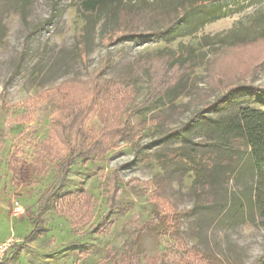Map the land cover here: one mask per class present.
<instances>
[{"label": "rangeland", "instance_id": "obj_1", "mask_svg": "<svg viewBox=\"0 0 264 264\" xmlns=\"http://www.w3.org/2000/svg\"><path fill=\"white\" fill-rule=\"evenodd\" d=\"M148 1L159 5L176 0ZM221 13L204 24L191 18L163 39L123 37L103 44L114 19L83 13L79 0H0V244L8 245L0 262L145 264L160 257L159 264H264V203L243 218L231 208L233 200L244 199L251 181L222 183L212 200L201 203L191 189L188 160L161 156L180 147L198 153L208 149L200 146L204 138L196 128L185 137L167 132L187 123L223 91L237 85L264 89V0H227ZM77 33L85 37L82 51L76 46ZM242 39L247 42L228 46ZM185 46L196 47L199 67L182 74L184 90L177 98L152 102L150 85L164 78L155 64L150 75L136 72L135 89L114 91L117 104L95 105L97 114L112 117L119 127H133L134 137L117 140L109 154L86 167L73 165L50 199L86 192L95 202L92 223L73 232L50 203L39 207L55 171L50 167L40 178L32 174L33 146L46 138L57 140L53 125L64 93L89 101L95 97L88 87L121 82L147 55ZM260 101L246 89L207 114L260 108ZM95 114L89 115L88 127L98 129ZM13 153L18 157L16 181L8 168ZM112 173L120 181L116 191ZM108 180L115 192L111 209L106 206ZM251 196L249 191L246 197ZM15 202L24 210L18 217L12 215ZM166 214L175 224L168 230H177L183 247L166 235ZM102 220L107 225L101 231L97 225ZM191 248L205 257L192 259Z\"/></svg>", "mask_w": 264, "mask_h": 264}, {"label": "trees", "instance_id": "obj_2", "mask_svg": "<svg viewBox=\"0 0 264 264\" xmlns=\"http://www.w3.org/2000/svg\"><path fill=\"white\" fill-rule=\"evenodd\" d=\"M226 1L176 0L158 5L148 0H79L83 13L99 17L104 14L106 18L114 19V26L101 38L103 44H110L123 37L153 36L156 39H163L191 18L198 17L200 24H204L208 19L223 16L220 14ZM245 40L247 39L234 41L228 46L246 43ZM75 42L77 49L84 50L83 33L75 34ZM195 51L196 47L185 46L173 53L159 51L147 55L143 63L136 62V68H133L135 76L129 74L121 82L104 81L100 83L101 87H88L95 98L86 102L67 98V93H64L65 96L61 102L59 101V112L53 125L54 130L58 131L57 140L52 142L46 138L33 146L30 165L32 174L40 178L48 175L50 167L55 171L53 182L38 201L39 207L50 203L57 216L70 222L73 232L91 224L94 219L95 202L86 192L80 190L65 192L52 202L50 199L57 193L59 184L73 165L79 163L80 166L86 167L96 159L109 154L115 148L117 140L129 142L134 137L133 127H119L112 117L108 119L103 112L97 114L98 108L95 109V105L106 104L108 107L110 104H117L118 95L114 94V91L119 92L121 87L125 89L126 94V91L135 89L139 83L136 72L145 70L150 75L155 64L159 69H163L164 78L155 85H150L149 95L152 96V102L165 97L177 98L184 90L182 74L188 68L199 67ZM246 89L260 98L262 107H243L216 117L207 114L208 111L223 107L230 97ZM94 112L97 114L95 119L98 129L95 126L88 127V117ZM192 128H196L204 138L200 146L208 147L206 151L202 153L196 150L184 151L180 147L177 152L164 153L161 156L172 162L188 160L187 169L192 176L191 189L196 200L201 203L210 201L222 183L234 181L235 184H240L248 179L251 183L245 188L244 199L233 200L231 208L240 218L246 215L247 210L251 213L254 208L260 209L264 203V89L237 85L223 91L220 97L195 112L187 123L168 131L167 134L185 137ZM17 162L16 153L10 154L8 168L12 174L11 180H15ZM110 177L116 191L120 181L115 173ZM249 191L251 199L246 197ZM108 193L106 206L111 209L115 202V192L110 189L109 180ZM163 223L166 235L173 237L176 246L183 247L184 241L177 230L175 234H171V229L168 230L175 225H171L169 215L166 214ZM106 225L107 222L102 220L97 227L102 231ZM189 254L194 260L205 257L202 254L201 257L199 250L196 251L194 248H191ZM160 261V257L149 258L145 264H159ZM0 264H7V260Z\"/></svg>", "mask_w": 264, "mask_h": 264}, {"label": "built area", "instance_id": "obj_3", "mask_svg": "<svg viewBox=\"0 0 264 264\" xmlns=\"http://www.w3.org/2000/svg\"><path fill=\"white\" fill-rule=\"evenodd\" d=\"M23 213H24V210L19 205H17V203L15 202L13 210H12V215L14 217H18L22 215ZM7 246L8 245L6 244H0V259L2 258L3 254L7 250Z\"/></svg>", "mask_w": 264, "mask_h": 264}]
</instances>
